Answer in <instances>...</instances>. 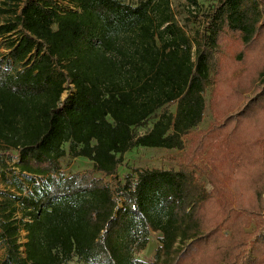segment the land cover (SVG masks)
I'll return each mask as SVG.
<instances>
[{"label":"trees","instance_id":"1","mask_svg":"<svg viewBox=\"0 0 264 264\" xmlns=\"http://www.w3.org/2000/svg\"><path fill=\"white\" fill-rule=\"evenodd\" d=\"M11 1L0 168L21 177L0 192V264H148L153 233L151 264H264V0H218L193 35L171 0ZM210 88L186 162L118 177L136 147L185 151ZM68 156L93 169L64 176Z\"/></svg>","mask_w":264,"mask_h":264},{"label":"rangeland","instance_id":"2","mask_svg":"<svg viewBox=\"0 0 264 264\" xmlns=\"http://www.w3.org/2000/svg\"><path fill=\"white\" fill-rule=\"evenodd\" d=\"M27 0H20V7H23L24 2ZM125 2L134 3L137 0H124ZM199 8L196 9L191 7L188 2L185 0H171L173 10L176 14L178 22L184 26L189 35H193L194 31L198 28L199 24L193 18L195 14L202 15L203 13H207L210 9H212L218 2V0H198ZM13 2L11 0H0V9H7L9 7L14 8ZM63 6L67 7L66 3H63ZM71 8V7H70ZM9 15L0 13V23L5 22L9 19ZM3 52V51H2ZM211 92L212 88L206 94V111L205 118L203 123L199 126V128L193 131L190 136L185 138V151H177V150H166L160 148H145V147H136L127 153L124 157V163L120 167L119 178H124V176L128 173H131L136 168H178L180 164L186 162V155L192 147L193 137L199 134L200 132L204 133L209 130L216 123L215 116L212 114L211 110ZM67 96V92L64 94V98ZM169 111L175 113L176 106H169ZM146 130L142 129L141 133H145ZM68 149V145L65 146ZM18 162V158L14 159L12 162H7L8 167L3 168L1 165L0 171H5L6 179L0 175V192H11L16 193L15 188L12 186L13 176L17 175L21 177V174L17 169H15V164ZM198 166L208 165L209 161L207 159H200L196 161ZM210 165V163H209ZM211 167V166H210ZM93 169V163L85 158H77L72 159L69 156L64 160L62 174L64 176H71L73 174H84L85 172ZM193 170V169H191ZM95 176L97 178H102L103 174L96 173ZM200 181L204 184V186L210 190L212 187L207 182V179L204 176L198 175ZM109 184H115L114 178L106 179ZM1 201V199H0ZM255 225L253 224L250 228L247 229L248 233H252L255 230ZM26 233L22 232L21 234V243H26ZM161 234L153 233L151 236V241L145 251L136 255V257L140 260L151 264L155 258L156 251L161 245L160 243ZM24 251V249H22ZM5 249L3 248L0 242V260L4 258ZM69 264H84L79 261L77 258L74 259Z\"/></svg>","mask_w":264,"mask_h":264}]
</instances>
